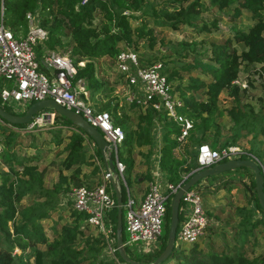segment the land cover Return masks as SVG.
<instances>
[{"label":"trees","instance_id":"16d2710c","mask_svg":"<svg viewBox=\"0 0 264 264\" xmlns=\"http://www.w3.org/2000/svg\"><path fill=\"white\" fill-rule=\"evenodd\" d=\"M81 1L5 0L3 24L15 39H19L28 29L25 14L36 15L37 24L46 31V37L37 41L32 48L37 69L47 77L53 76L56 70L43 66L45 51L68 53L75 67V73L68 77L71 87L81 84L92 108L106 111L112 123L123 131L124 137L116 156L124 165L125 185L132 178L134 148L149 164L155 143V125L159 134L157 169L170 184L176 185L193 173L192 170L198 166L196 153L200 144L205 143L212 148L236 145L250 132L253 134L246 151L263 164L264 148L256 137H264V115L261 108L254 111L248 103H241V88L235 81L241 69L264 65V0H208L209 6L217 12L226 10L230 20L236 22L243 13L251 24L245 28L231 26L230 34L220 39L210 38L204 46H199V42L193 40L181 39L170 45L167 52L159 49V54L137 55L141 66L161 63L162 71L171 85L170 93L182 102L178 112L192 121L182 142L175 140L178 125L168 119L163 110H155L149 104L143 106L135 101L125 107L124 103L105 95L111 88L107 86L108 81L99 75L95 60L106 57L112 65L118 52L127 46L134 50L143 40L152 46L157 39L153 26L177 28L184 25L193 30L195 36H201V33L206 34L208 30L217 28V17L207 25L213 29H203L206 23L200 14L207 8L198 0L186 5H182L181 0ZM97 12L100 18L93 23ZM135 20V24L131 22ZM149 21L153 26H148ZM236 44L242 48L238 50ZM246 84L252 86V81L246 80ZM222 92L230 97L232 103L226 110L231 121L227 135L220 134L217 124L220 115L217 103ZM79 97L84 99L82 94ZM0 106L5 110L1 102ZM51 112V123L47 127L38 130L39 126H36L35 133H27L32 154L19 153L15 140L17 132L12 129L25 128L26 124H7L1 119L0 133L4 137V145L0 146V163L5 169L0 168V264H125L116 250L112 256L106 254L103 237L85 221V213L76 212L71 207L68 220L64 221L62 212H67V209L61 212L60 195L76 186L91 187L99 168L93 165L88 175H83L81 167L89 166L92 156L99 161L101 158L95 144L83 130L56 112ZM50 145L61 147L57 154L62 156L55 165L49 161L38 168ZM89 147L93 151H88ZM140 148H146V151L142 152ZM48 169L57 171V180L50 188H45L43 179ZM239 169L231 171L238 172ZM227 173L229 171L206 176L196 183L202 180L210 182ZM250 174L251 195L247 198L250 205L235 209L239 219L232 227L230 241L226 240L224 229L219 227L213 237H200L186 249L173 247L158 264H264L261 256L246 255L250 249L245 244L247 237L252 238V245L256 237L254 231H264V210L257 202L253 175ZM149 176V171L145 170L133 180L143 182ZM231 180L226 181L227 192L234 186L229 184ZM203 187L199 191L207 203L208 189L204 190ZM119 192L123 204L126 188L122 183ZM169 207L170 201L166 206L159 247L151 253L142 254H131L125 247L130 259L138 263L151 262L163 250L169 225ZM112 210L108 218L114 231L116 208ZM54 212L58 214L52 220L51 236H48L42 221L50 218ZM256 212H259L258 217L255 216Z\"/></svg>","mask_w":264,"mask_h":264},{"label":"built area","instance_id":"2783aa9c","mask_svg":"<svg viewBox=\"0 0 264 264\" xmlns=\"http://www.w3.org/2000/svg\"><path fill=\"white\" fill-rule=\"evenodd\" d=\"M4 1L0 0V78L9 81L10 85L0 88V102L1 104H8L10 101L35 102L49 98L56 104L81 115L88 124L100 132L104 141L110 146L106 154L110 158L111 154L113 155L112 163L115 173L105 169L102 161L94 156L100 170L101 182L91 187L84 185L73 187L65 196L73 210L86 214L85 221L101 234L105 250L112 256L116 249L114 231L108 214L116 208V202L105 183L111 182L116 174L118 185L122 183L126 188L123 180L124 165L116 156L117 148L124 137L123 131L112 123L106 111H95L92 108L86 99L87 92L81 84L71 87L68 77L75 73V67L69 58L59 56L53 50H47L42 64L50 70L55 69L54 75L47 77L37 69L38 65L32 46L46 37V31L37 24L36 15L27 12L25 18L28 29L22 38L15 39L11 31L3 24ZM114 66L121 75L122 81L130 88L126 99L143 106L149 104L155 110H163L166 117L178 125L175 140L184 141L192 126V121L178 112L182 102L175 94L170 93L171 85L162 71L161 63L154 62L141 66L137 55L124 49L116 55ZM79 94H82L84 99H81ZM51 113L43 109L37 111L26 123L25 130L29 131L36 126L51 123ZM47 114L49 115L48 120L45 119ZM0 122H2L1 119ZM243 154L248 156L243 158L250 159L259 166L264 178V165L239 145L212 148L208 144H200L196 153L198 166L192 172L227 160L241 159ZM157 157L158 153L154 158L155 164H157ZM179 184L173 185L165 180L163 188L160 189L156 181H149L137 203L129 196L126 188V198L122 204L124 207L123 229L126 232V239L122 240L124 248L132 247L137 252L136 254L138 252L139 254L151 253L158 248L155 245L160 242L166 201L175 193ZM198 190L189 187L181 195L178 205V226H176L173 240L174 247H179L181 243H194L203 234L207 225L202 198Z\"/></svg>","mask_w":264,"mask_h":264},{"label":"rangeland","instance_id":"374dc122","mask_svg":"<svg viewBox=\"0 0 264 264\" xmlns=\"http://www.w3.org/2000/svg\"><path fill=\"white\" fill-rule=\"evenodd\" d=\"M182 5H186L188 2L192 0H181ZM203 6H205L207 9L203 12H201V18L205 21V25H203V29H213L212 27H207L208 23L214 18L217 17V28L215 30H208L206 34L201 33V36H195L196 34L194 33L193 30L190 28L180 25L177 28H167L166 26L159 28L160 26H153L152 22H148V26H153L154 29V34L156 36V42L152 46H148V43L146 40L140 41L137 44V47L133 50L132 47L127 46L124 49L130 50L134 52L136 55H144L148 56L149 54H159V49L163 52H167L169 50L170 45L174 44L176 41H179L181 39L184 40H193L196 42H199V46H204L206 45L207 41L211 39H220L227 34H230V28L233 26L234 28H245L247 25L251 24V21L248 20L245 14L242 13L241 16H239L234 22L229 19L230 15L226 10H223L222 12H217L215 8L209 6L208 0H198ZM94 20L93 23L98 22V18H100V13H96L94 15ZM132 23H136L135 21H131ZM206 31V30H205ZM238 50L242 48L240 44L235 45ZM123 49V50H124ZM57 55L59 56H66L68 57V53H60L59 51H55ZM70 59V58H69ZM95 63L97 64V67L99 69V75L103 76L107 81L109 88H111V91H106L105 95L108 94L107 96H110L112 100H118V103H124L125 107L127 104H129V101L126 99L130 88L125 85V83L122 81L121 75L117 72L114 66V62L112 65L109 63V59L104 57V58H99L95 60ZM81 65L82 62H79ZM246 80L252 81V86H248L246 84ZM236 84L239 85L240 92H239V98L241 103H248L251 105L253 110H258L261 108V112L264 115V65H253L250 67H246L245 69H241L239 72L237 79H236ZM10 85L9 81L4 80L0 78V88L1 87H8ZM76 85H80L77 83ZM258 97H261L259 99ZM104 100V98H103ZM90 102V101H89ZM91 104V103H90ZM218 109L220 111V115L217 119V124L218 128L220 131V134L222 135H227L230 133V126H231V121L229 120L228 115L226 114V110L230 108L231 99L229 96H227L224 92H222L219 95L218 99ZM29 105V102H13L10 101L8 104H4L3 108L9 112L16 113V114H21L27 106ZM92 106V104H91ZM49 110V109H45ZM52 111V110H50ZM36 114V113H35ZM0 124H3L0 122ZM50 123H46L45 125H40L38 127L39 129L47 127V125ZM42 126V127H41ZM12 129L17 132L15 140L18 143V151L19 153H28L32 154V149L30 146H28V142L30 141V138L27 133H35L36 130L35 128L26 131L25 128H16L12 127ZM154 132H155V143L152 151V156L150 157V161L148 162L149 164L145 163L144 157L138 153L137 148H134L133 152V157L135 161L134 169L132 171L131 177L127 181V191L129 196L134 200L138 193H140L141 188L143 187V182H136L133 180L134 177L138 176V174L144 173L145 170L149 171V169L153 168L156 164L154 163V158L157 155V145H158V129L157 125L154 126ZM253 132L248 133L245 137H242L239 141L238 144L240 147L243 149L247 150L249 143H250V138ZM65 135V134H63ZM66 140V139H65ZM64 140V141H65ZM256 140L261 143V146L264 148V137L257 136ZM4 145V137L0 133V146ZM16 147V148H17ZM61 147H54L53 145H50V149L46 154V157L43 161L38 163V168H41L42 166L46 165L49 163V161H52L54 165L57 163L59 160V157L62 155H58V151L60 150ZM88 151H93L92 148H88ZM140 151L144 152L146 151V148H140ZM241 157H248L246 154L241 155ZM98 160V159H97ZM97 160L92 156L91 158V164L89 166L87 165H82L81 171L82 174L88 175L90 172L91 168L93 165H97ZM100 164V162H99ZM263 165H264V160H263ZM98 166V165H97ZM0 168L5 169V167L0 163ZM238 169V168H237ZM65 173V172H64ZM98 175L97 177L95 176L92 182V186L97 184L98 182L100 183V170H98ZM251 171L244 168V170L241 168L239 169L238 172L235 171H229L227 174H223L222 177H217L210 182L206 181V185L204 190L208 191V198H207V203H205L204 197L201 195V191H199L198 186L200 185L199 183L193 184L190 188L191 189H196L198 190L201 198H202V205L203 209L205 210L206 218H207V225L203 231V234L198 237V239L201 237L203 238L206 235H209L210 237L214 236V232L217 231L219 227H222L224 229L225 237L227 241H230V235L233 232V226L234 224L238 221L239 217L235 213V209L237 207H246L249 206L247 198L251 195V189L249 187V180H250V174ZM145 178V177H144ZM232 179L229 184L234 185L228 192L225 190L227 182L229 179ZM145 178L144 180H147ZM57 180V171L55 169H48L47 172L44 175L43 179V186L45 188H50L52 183H54ZM106 188L108 191L111 190V193L113 194V189L111 187L110 181H107L106 183ZM146 185V184H145ZM66 194V193H65ZM65 194L60 195L59 199V206L61 207V212L64 209H67V212H62L64 221L68 220V210L71 208L70 203L66 201V196ZM25 199V197H23ZM25 201V200H23ZM171 201L170 199H167L166 201V206L168 202ZM125 202V201H124ZM57 212H54L50 215V218H47L46 220L42 221L44 222L43 228L45 233L48 236H51V230H50V225L52 224V220L57 218ZM113 214V210L111 212V215ZM121 218H122V227L124 224V207L121 204ZM256 217L259 216V212H256ZM181 216L179 215V220ZM178 226V223H177ZM256 234L255 237V242L254 244L251 245L252 238L249 236L246 239V245L250 247L249 252L246 254L247 257H262L264 259V231L262 233H259L258 230L254 231ZM122 237L123 240L126 239V232L124 229H122ZM220 242V241H218ZM160 242H157L155 247H159ZM190 244L187 243H181L180 248L181 249H186ZM16 251V250H15ZM126 251L134 254L137 253L132 247H126ZM154 251V250H153ZM108 256H111L110 253H106ZM139 254V252H138ZM126 264V263H125Z\"/></svg>","mask_w":264,"mask_h":264},{"label":"water","instance_id":"95a60500","mask_svg":"<svg viewBox=\"0 0 264 264\" xmlns=\"http://www.w3.org/2000/svg\"><path fill=\"white\" fill-rule=\"evenodd\" d=\"M42 109H49L57 114L66 118L70 123L79 127L83 130L87 136L91 139V141L95 144L103 167L109 169L113 174L115 173L112 159L107 152V148L110 146L104 141L100 132L88 124L85 119L73 111L56 104L49 98L41 99L35 102L30 103L25 109L22 115L11 114L3 110L0 106V119L4 120L7 124H26L31 118L35 115V113ZM45 119H49V115H45ZM237 168H246L251 171L253 175L254 181V190L257 202L262 210H264V178L263 174L260 171L259 166L250 159L241 158V159H231L216 165L203 167L200 170L193 172L188 176L184 181L180 182L179 187L175 191V193L171 197L170 201V215H169V225L168 231L166 235V242L163 250L155 257L151 262L147 263H138L132 259H130L124 250L122 245V237H121V199L118 185V176L115 174L114 179L111 180V187L113 189V195L116 202V219H115V228H114V241H115V249L120 257L126 264H158L161 262L173 249L174 244V235L177 226V218H178V205L180 202L181 195L184 191H186L189 187L195 184L199 179H202L206 176L216 175L222 173L224 171H230Z\"/></svg>","mask_w":264,"mask_h":264},{"label":"crops","instance_id":"0c3cea01","mask_svg":"<svg viewBox=\"0 0 264 264\" xmlns=\"http://www.w3.org/2000/svg\"><path fill=\"white\" fill-rule=\"evenodd\" d=\"M149 174H150L149 178L147 180H144V183L146 184L147 182L153 180V181H156L158 183L159 188L162 189L165 179H164L163 174L158 171L157 165L149 169ZM205 182H206L205 180H202L200 182V185L198 186L199 190H201L202 187L206 185ZM145 184H143V187L141 188L140 193H138L137 197L134 199L135 203H137L141 199L145 186H146Z\"/></svg>","mask_w":264,"mask_h":264}]
</instances>
